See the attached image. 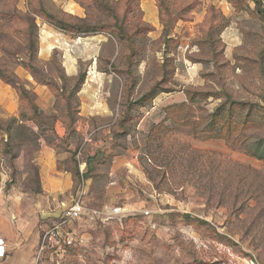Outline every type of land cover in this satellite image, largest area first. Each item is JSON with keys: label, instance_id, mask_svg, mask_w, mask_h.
<instances>
[{"label": "rangeland", "instance_id": "374dc122", "mask_svg": "<svg viewBox=\"0 0 264 264\" xmlns=\"http://www.w3.org/2000/svg\"><path fill=\"white\" fill-rule=\"evenodd\" d=\"M0 72L2 182L124 212L52 264H264V0H0Z\"/></svg>", "mask_w": 264, "mask_h": 264}, {"label": "crops", "instance_id": "0c3cea01", "mask_svg": "<svg viewBox=\"0 0 264 264\" xmlns=\"http://www.w3.org/2000/svg\"><path fill=\"white\" fill-rule=\"evenodd\" d=\"M17 95L22 104L20 95L18 93ZM62 124L66 125L65 122ZM114 155L115 153L112 159L116 162L118 157ZM64 158L65 156L57 154L54 149L44 146L37 159L40 166V188L43 193L53 197L51 201H43L42 194L29 192L23 185H6L0 179V239L4 240L5 245V255L0 258V264L54 262L56 252L46 251L49 249L41 251V247L43 232L50 224L57 223L56 218L63 211L62 207V211L58 212L57 196L69 192L74 185L72 171L59 169L58 162ZM84 179L82 176L79 187L83 185L87 192L89 182ZM85 202L87 205L86 197Z\"/></svg>", "mask_w": 264, "mask_h": 264}, {"label": "built area", "instance_id": "2783aa9c", "mask_svg": "<svg viewBox=\"0 0 264 264\" xmlns=\"http://www.w3.org/2000/svg\"><path fill=\"white\" fill-rule=\"evenodd\" d=\"M86 191L83 185L79 187L77 196L70 203L63 206L62 215L57 223L48 229L43 235L41 251L46 249L63 250L64 247L73 245V233L66 230V226H70L74 222L89 218L102 222L113 220H121L124 212L121 208L114 207L111 209H90L85 202ZM149 215V212H145ZM5 255L4 240L0 239V258Z\"/></svg>", "mask_w": 264, "mask_h": 264}, {"label": "trees", "instance_id": "16d2710c", "mask_svg": "<svg viewBox=\"0 0 264 264\" xmlns=\"http://www.w3.org/2000/svg\"><path fill=\"white\" fill-rule=\"evenodd\" d=\"M81 28H82V27L77 28L76 26H72V29H73V30H74V29H80V30H81ZM29 44H30V43H29ZM0 78H1V80H3L4 82H6L7 84H10V85H12L13 87L17 88V91L19 92L20 98H21V100L23 101V103L25 102L26 104H28L26 92H25L24 89H18V88H19V85H18L17 81H15L13 78H9V77H7L5 74H3V73H1V72H0ZM31 108L34 109V110L32 109L33 112H36L35 107H32V106H31ZM35 114H36V113H35ZM71 121H72V120H71ZM71 121H70V123H71ZM75 168H76V170H77V168H78V170H79V165H78V166H75Z\"/></svg>", "mask_w": 264, "mask_h": 264}]
</instances>
